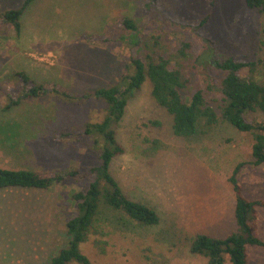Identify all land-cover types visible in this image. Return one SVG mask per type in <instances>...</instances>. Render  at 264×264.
<instances>
[{"label": "rangeland", "instance_id": "1", "mask_svg": "<svg viewBox=\"0 0 264 264\" xmlns=\"http://www.w3.org/2000/svg\"><path fill=\"white\" fill-rule=\"evenodd\" d=\"M24 2L0 0V167L46 174L87 170L98 163L94 138L79 142L62 138L61 133L79 134L87 123L104 120L107 102L91 97L132 73L133 58L161 55L175 64L171 57L180 40L193 36L171 25L147 27L153 15L145 0H117L122 18L113 20L104 34H88L85 24L89 16L104 15L105 0H90L76 18L68 10L58 15L59 0H33L21 18V36L3 22L2 15ZM123 4L126 8L120 13ZM158 4L181 23H197L210 15L202 31L215 41L217 59L256 61L255 77L264 81V15L258 9H250L245 0H158ZM123 18H133L142 30V50L122 41L128 32ZM58 25L63 32L53 35ZM49 34L62 42L48 46L43 39ZM176 60L192 79L191 89L183 92L186 97L201 80L191 61ZM22 72L29 78L27 84L20 76L13 79ZM31 85L54 87L79 99L69 101L62 94L23 98L22 89ZM11 99L22 100L7 110ZM247 117L264 124L261 112ZM115 130L125 153L112 161L111 170L128 197L153 208L160 223L139 225L125 214L105 210L89 240L81 244L93 264H174L171 256L190 251L195 235L225 238L237 229L229 178L240 163L253 160L250 133L223 121L212 126L201 121L197 135H175L173 117L157 104L149 79L129 99ZM239 179L247 199L264 200V164L248 165ZM77 188V183L67 181L49 189L1 190L0 264H50L67 247L66 223L75 211L71 196ZM260 220L258 236L264 238V208ZM249 247L251 260L255 257L256 264H264V248ZM199 260L208 264L204 256Z\"/></svg>", "mask_w": 264, "mask_h": 264}, {"label": "trees", "instance_id": "2", "mask_svg": "<svg viewBox=\"0 0 264 264\" xmlns=\"http://www.w3.org/2000/svg\"><path fill=\"white\" fill-rule=\"evenodd\" d=\"M245 1L250 9H258L264 15V0ZM32 2L33 0H25L21 8L8 10L2 15L3 22L9 24L17 35L21 34L22 15ZM144 6L153 15V20L150 19L147 27L171 25L172 29L193 36V39L180 40L176 54L171 57L175 58L176 63L173 64L172 59L161 55L158 58L150 54L143 58H133L129 64V69L133 68L132 73L124 74L111 87L96 90L91 97L103 98L107 102L108 112L104 120L100 123H87L84 132L79 134L61 133L62 138L73 137L79 142L87 136L94 138V144H98L97 164L83 171L66 170L51 174L0 167V191L7 188L49 189L67 181L78 184L79 188L72 190L71 196L75 211L66 223L69 237L67 247L50 264H93L82 253L81 244L89 240L98 217L105 210L125 214L139 225H158L160 218L157 212L146 204L129 198L111 170L112 161L125 153L124 147L117 140L115 127L124 117L129 99L149 79L157 104L173 117L175 135L190 138L198 134L201 121L206 126L223 121L240 132L253 136V160L240 163L229 178L236 200L237 229L225 238L195 235L189 248L191 254L206 257L208 264H248V247H264V241L257 234L258 210L264 207V200L247 199L239 179L248 165L264 164V124L247 117L256 112L264 114V81L255 77L258 63L236 60L233 57H227L223 61L217 59L219 54L215 41L202 31L210 15L197 23H181L162 12L158 0H145ZM122 22L128 29L121 37L122 41L142 50L139 40L143 35L142 30L133 18H123ZM176 59L191 61L193 70L197 71L201 80L200 85L193 87L191 94L186 97L183 92L191 89L192 79ZM14 75L13 79L20 76L26 84L29 81L23 72ZM22 90L23 98H46L52 94H62L69 101L79 99L65 91L62 93L54 87L43 85H31ZM21 100L11 99L7 110L19 105Z\"/></svg>", "mask_w": 264, "mask_h": 264}, {"label": "crops", "instance_id": "3", "mask_svg": "<svg viewBox=\"0 0 264 264\" xmlns=\"http://www.w3.org/2000/svg\"><path fill=\"white\" fill-rule=\"evenodd\" d=\"M44 1V0H43ZM57 1V0H56ZM60 4L58 3L57 6V13L60 16L61 13H66L65 10H68V12L70 11L72 14V18H76L81 16L85 11V9L88 7L89 5V1L90 0H59ZM106 4L102 7L104 9V15L99 16V18H97L95 15L93 16H89V20H87L86 28H88V34L89 33H98V31H100V33L103 34L108 32L111 24L113 23V20L115 19H120L122 18L119 15V10L118 8H116L115 4L117 3V0H105ZM45 3V2H44ZM125 5L123 4V10L120 11L123 12L125 10ZM23 16V15H22ZM21 28H22V24H21ZM101 28V29H99ZM97 29V30H96ZM97 31V32H96ZM22 32V31H21ZM63 29L60 27V25H58V32H53V35L55 34H62ZM22 36V34H20ZM52 34L46 35L47 37L43 39V41H45V44H47L48 46L52 43H56V42H62V39H60L59 37H54ZM35 38V36H33L30 40V43H32V39ZM37 41V40H36ZM65 40H63L64 42ZM25 42L26 38H25ZM264 208V207H262ZM262 208H259L258 210V223H257V234L260 235V228H261V223L262 221L260 220V211ZM261 239L264 241V238L261 236ZM257 247V246H254ZM259 247H263V246H259ZM264 248V247H263ZM250 247H248V254H249V261L248 264H251V261L253 260L254 264H256V260L255 257H250ZM259 254V251H257ZM178 254V253H177ZM172 260L171 262H173L174 260V264H201L200 260L198 261V258H200V255H194L191 254L190 251H186L183 253H180L179 255H172ZM205 262V261H204Z\"/></svg>", "mask_w": 264, "mask_h": 264}]
</instances>
